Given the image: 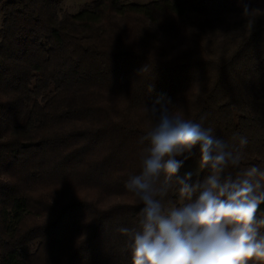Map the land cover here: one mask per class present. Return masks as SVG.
<instances>
[{
	"label": "trees",
	"instance_id": "16d2710c",
	"mask_svg": "<svg viewBox=\"0 0 264 264\" xmlns=\"http://www.w3.org/2000/svg\"><path fill=\"white\" fill-rule=\"evenodd\" d=\"M63 2L0 0V264H132L154 104L264 169V0Z\"/></svg>",
	"mask_w": 264,
	"mask_h": 264
},
{
	"label": "clouds",
	"instance_id": "9594fccd",
	"mask_svg": "<svg viewBox=\"0 0 264 264\" xmlns=\"http://www.w3.org/2000/svg\"><path fill=\"white\" fill-rule=\"evenodd\" d=\"M151 111L155 123L140 137L149 144L142 170L125 183L142 204L139 228L122 229L130 233L132 264H264V215H258L264 169L253 165L225 175L240 164L239 150L163 104ZM247 143L239 138L240 148ZM197 153L207 175L194 180L181 169ZM169 189L178 192V204L164 202Z\"/></svg>",
	"mask_w": 264,
	"mask_h": 264
},
{
	"label": "rangeland",
	"instance_id": "374dc122",
	"mask_svg": "<svg viewBox=\"0 0 264 264\" xmlns=\"http://www.w3.org/2000/svg\"><path fill=\"white\" fill-rule=\"evenodd\" d=\"M93 0H64L63 2V7L65 10L69 11V12H77L79 11L86 3H89ZM135 3H139V4H144V3H148L152 0H129ZM198 159H195L193 162L188 163L184 166V168L182 169L183 171H192L194 173V175H197L201 172V169L198 166Z\"/></svg>",
	"mask_w": 264,
	"mask_h": 264
}]
</instances>
